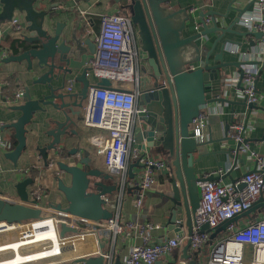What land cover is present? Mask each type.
I'll use <instances>...</instances> for the list:
<instances>
[{
	"label": "water",
	"instance_id": "water-1",
	"mask_svg": "<svg viewBox=\"0 0 264 264\" xmlns=\"http://www.w3.org/2000/svg\"><path fill=\"white\" fill-rule=\"evenodd\" d=\"M37 1L0 0L2 5L0 26L12 21L16 12H19L24 16L27 32L22 36L24 50L20 54L6 58L5 62L26 60L29 69L41 72L34 83L49 87V93H44L37 99L33 98L30 88L27 87L20 100L22 103L13 107L21 111L19 118L15 122L0 127V130L5 127L15 129L17 144L12 151L7 153L14 163H17L19 156L25 150L26 126L32 121L37 111L45 110V105H52L65 117L64 121L56 120L57 127L50 132L53 137L51 144L41 148L46 160L48 149H56L62 143V136L67 134L71 125L75 124L76 120L72 116L81 119V109L87 99L89 89L96 85L87 75L96 44L91 38L90 28L84 21V16L76 11L74 14H67L63 20H59L58 15L46 10L42 5V7L38 6ZM118 1H120L122 12L132 19L136 39L141 44V50L146 53L147 65L150 68L141 82L138 104L144 107V110L137 114L134 132L133 146L137 147L141 154L135 162L130 163L128 179L134 180L138 177L139 173H135L134 168H142L140 160L147 153L154 152L168 156L172 173L164 183V190L168 192L170 201L165 228L169 236H175V233L182 229L185 223L189 236L184 250L185 259L189 260V264H197L195 261L200 260L198 257L201 251L188 252L191 247L190 236L193 233V216L201 199L198 182L203 179L197 175L196 165L203 163L209 155H214L218 167L222 166L217 159V153L208 151V144L213 140H197L192 131V122L203 106L215 101L225 102L226 100L218 96L225 86L222 79L228 75L226 69L238 63L224 60L225 45L234 41L225 38V35L233 33L242 37L253 35L261 38L263 33L256 30L243 32L233 28L249 9L251 1L242 9L236 7L240 0H232L229 9L236 10L239 15L232 24L226 27L220 26L215 20L213 26L210 27L205 22L203 13L202 30L195 31L188 36H185V30L190 21V6L172 8L173 0ZM208 14L215 16V12ZM212 33H216L218 38L210 45L206 37ZM222 38H225L224 45L218 53H214L217 43ZM202 40H205L204 44ZM191 64L196 67L188 68ZM71 76L82 84L79 92H64L68 77ZM164 81L167 82L166 86ZM57 83L60 84L57 85ZM97 85L111 86V81L102 78ZM209 94L214 95L209 98ZM67 98L73 100L67 101ZM244 103L250 108L248 120L252 109H257L259 106L247 103L246 100ZM229 126H226L227 131ZM227 131L224 139L234 147L226 150V153L233 159L234 169L238 162H243L244 159H240V155H243L239 152L241 143L227 135ZM79 152L81 157L76 160L74 156ZM196 154H198L197 157ZM69 155L72 157V163L62 161L57 163L62 173L70 177V183H66L62 177L57 176L58 188L65 194L68 205L64 207L62 204H56L52 207L55 217L60 221L59 233L62 237H65L67 233L78 231L67 224L68 220L85 228L91 223L110 219L113 212L106 206L105 197L112 195L116 190V186H108L102 181L103 178L113 177V175L93 166L88 150L78 149L69 152ZM226 175L235 181L231 177V172ZM218 177V174H213L208 179ZM33 182L34 178L28 177L17 184L20 197L17 202L7 200L0 191V221L13 223L34 221L43 217L42 207L38 205L36 199L30 197L27 190V186ZM155 186L156 184L151 188ZM134 188L140 189V186L130 187L128 191ZM259 206H264V194L254 202L250 209L224 221L215 229L216 232L226 231L228 225L240 216L249 215ZM202 230H210L208 224H205ZM216 232L211 235V239L215 237ZM71 249H73L72 246L64 248V251ZM100 250L98 256H79L60 264H107V252L103 242H100Z\"/></svg>",
	"mask_w": 264,
	"mask_h": 264
},
{
	"label": "built area",
	"instance_id": "built-area-1",
	"mask_svg": "<svg viewBox=\"0 0 264 264\" xmlns=\"http://www.w3.org/2000/svg\"><path fill=\"white\" fill-rule=\"evenodd\" d=\"M249 1L252 4L241 16L238 23L246 28V31H260L263 36L261 38L249 36L250 38L255 37L254 40L258 42L257 45L255 43L256 46L254 45L251 51H241L234 44L227 45L229 51L241 56L242 73L236 77H225L222 82L225 86L237 87V95L246 100L247 103L259 105L264 97L257 87L258 79L264 67V58L262 57L264 53V0ZM1 9L0 3V11ZM81 14L85 16L82 12ZM212 20L214 19L209 17L205 19V22L209 23ZM8 23L18 31L25 30L26 27L15 16ZM201 26L202 22L200 21L197 23V31L201 30ZM3 32L2 24L0 26V63L13 55L11 48L2 43ZM22 36L23 33L21 38ZM95 44L96 50L90 61V70H88L87 75L89 77L95 76L98 81H101L102 78L109 79L111 86H99L97 81L96 85L90 87L83 105V122L86 126L96 130L89 140L104 157L106 170L119 175L118 190L113 195L105 197L106 206L113 212V216L107 220L91 223L85 228L80 227L72 220L66 221L69 226H73L78 231L67 233L65 237L61 236V252L42 257L38 262L29 260L20 264H60L64 261L63 255L66 252L64 248L74 246V241L69 239L79 238L83 240L86 234L102 229L111 231L115 235L123 232L126 236L140 238V244L135 245L130 250L125 259V264H154L163 256L171 253L184 240L179 235L154 240L152 230L159 227V224L126 222L122 226L120 223L121 206L126 188L135 185L140 186V189H137L139 193L136 200V206L140 208L143 203L144 192L157 182L156 172L167 168L168 161L163 158L150 157L147 153L140 160L142 168L141 172L139 171L137 181L128 179L127 169L131 156L137 160L141 154L139 150L133 148V142L137 114L144 110V107L138 104L142 82L140 72L141 48L135 36L131 17L122 11L103 14ZM195 67L194 64H191L188 68L194 69ZM164 85H167L166 81H164ZM69 89L71 90L72 86ZM24 91V88H20L12 96L1 95L0 98L7 105H15L21 100ZM206 106L208 105L201 108L199 115L192 122V131L199 141L205 139L207 121L211 114V107L209 111ZM236 118L237 120L230 124L227 135L241 143L240 154L252 159L255 162V167L242 178L229 183L208 179L216 172L205 174L203 179L198 182L201 199L193 216V233L190 236L191 253L201 250L211 239V233L224 221L250 209L254 202L264 194V155L252 147L247 133L249 127L245 121V116H236ZM0 125L2 124L0 123ZM29 171V169L24 170L25 173H29ZM2 173L3 167L0 163V177ZM41 197L42 190L37 186L33 191V198L38 201ZM43 216L54 218L60 232V221L55 217V212ZM32 222L30 220L13 223L0 221V234L28 227ZM205 224H208L210 230H202ZM27 229L21 231L19 238L26 237ZM226 230L229 232L228 236L217 242L209 250L208 264H264V218L244 225L231 223ZM50 247V243H42L38 250ZM107 258V264H111V255Z\"/></svg>",
	"mask_w": 264,
	"mask_h": 264
},
{
	"label": "crops",
	"instance_id": "crops-1",
	"mask_svg": "<svg viewBox=\"0 0 264 264\" xmlns=\"http://www.w3.org/2000/svg\"><path fill=\"white\" fill-rule=\"evenodd\" d=\"M231 2L232 0H173L171 7H191L190 21L185 30V36H188L197 31V23L201 21L203 13L205 19L209 17L212 19L214 18L220 26L226 27L232 24L238 17L239 13L236 10L229 9ZM249 2V0H240L239 3L236 4V7L238 6L243 9ZM37 5L40 7L44 6L46 10L58 15L57 19L59 20H63L69 13L74 14V12L79 11L81 14L82 12L85 15L84 21L88 23L91 38L94 41L99 33L101 17L103 14L123 11L120 9V1L118 0H38ZM211 12H215V16L208 14ZM15 17H18L21 22L26 25L24 16L21 13L16 12ZM214 20L208 23L210 27L213 26ZM233 28L238 31H246V28L241 26L238 22ZM3 29L4 39L2 43L11 48L13 55L20 54L24 50V42L21 38V34L27 33L26 30L18 31L15 27H11L8 22L3 24ZM200 29L202 30V26ZM217 38L218 36L216 33L209 34L208 37H206L210 45L213 44ZM225 38L234 41L225 45L224 60L226 62L238 63L232 64V66H229L226 69L228 72L227 77H236L242 73L241 64L243 62L241 61V56L238 53H232L229 51L227 45L234 44L237 45L241 51H251L255 43L257 45L258 42L254 40L255 37H242L233 33H227ZM225 38H222V40L217 43L214 53H218L221 50ZM204 42L205 40H202V44H204ZM138 43L141 48L140 42ZM199 44L201 45V40L199 41ZM262 57L264 58V53ZM148 69L150 70V68ZM40 74L41 72H38L37 70L29 69L26 60L1 62L0 96L5 95L10 97L18 89L24 88L25 90L28 87L30 88L34 99L40 98L42 94L49 93V87L47 85L34 83V81L39 78ZM90 78L92 83L98 81L93 75L90 76ZM144 78L145 77H142L141 79L143 80ZM146 80H148V78H146ZM58 84L60 83H57V85ZM70 86H72L71 90L69 89ZM257 87L259 92L264 96V67L262 68L258 79ZM81 88L82 84L76 81L74 76H71L68 77L64 92L76 93L79 92ZM213 95L214 94H209L208 97L212 98ZM218 96L225 98L229 102L226 100L225 102L215 101L206 106L209 111L211 107V114L207 121L205 139L208 141L213 140L212 143L208 144V151L217 153V159L220 161L222 167H218L216 156L209 155L205 158L203 163L196 165V172L201 178L207 173L216 172L214 174H218L219 177L214 180L229 183L232 182V178L226 175L228 172H231V177L235 180L240 179L246 172L254 169L255 162L245 155H240V159H244V161H239L238 165L233 169V159L226 153V150L231 147L233 148L234 146L224 139L227 131L226 126L237 120L236 116H245V121L249 127L247 133L249 140L252 143V147L258 153L264 155V97L258 105L259 107L257 109H252V113L247 120L250 108L244 103V99L237 95V87L233 85L224 86ZM66 100L70 101L73 99L67 98ZM55 101L58 102L59 100ZM21 103L22 102L19 100L17 104ZM15 105H7L3 103L0 98V123L2 124L0 127L15 122L19 118L21 111L15 110L13 108ZM44 109L45 110L37 111L32 121L26 126L27 144L25 150L19 156L17 163H14L7 156V153L12 151L17 144L15 129L5 127L3 130H0V163L3 167V173L0 177V191L3 192L4 197L11 202H17L20 198L17 184L28 177H32L34 178V182L27 186V190L30 197L33 198L34 189L37 186L41 188L42 197L38 200V205L44 210L43 215L53 212L52 207L56 204H62L66 207L68 201L66 200L65 194L58 188L57 176L62 177L66 183H70V177L62 173L57 163L59 161L72 163V157L69 155V152L78 149L88 150L92 158L93 166L102 169L105 173L113 175V177L107 176L103 178L102 181L108 186H116L114 192L116 193L120 184L119 175L112 174L106 170L104 157L98 152L96 147L91 144L89 138L96 132V130L84 124L83 107L81 109V119H76L75 116H72V118L76 120L75 124L71 125L67 134L62 136V143L58 145L56 149H48V158L45 160L41 148L51 144L53 137L50 135V132L57 127L56 120L64 121L65 117L61 111L56 110L52 105H45ZM133 148L138 150L137 147L133 146ZM79 154L80 152L74 156L76 160L80 159L81 156H79ZM148 154L153 158L166 159L168 161V166L167 168L156 172V186L155 188H150L144 192L143 203L140 208L136 206L139 190L134 188L132 191H128V188L132 186L126 188L121 206L120 223L122 226H124L126 222H134L138 224L151 222L159 224V227L152 230V237L154 240H160L165 237H175L178 235L182 236L184 239L182 244L175 248L171 253L160 258L154 264H189V260L185 259L184 251L189 240L185 223H183L182 229L175 233V236H169L168 231L165 228V223L169 216L170 201L167 195L168 192H165L164 190V183L170 178L172 173L171 161L168 156L164 154H157L154 152H149ZM197 156L198 154H196V157ZM131 162H135L134 157L132 156L129 165ZM26 169L30 170L29 173L24 172ZM140 170L141 169L139 168H134L135 173H139ZM133 181L136 182L137 178ZM261 218H264V206L257 207L249 215L240 216L233 223L235 225H244L245 223L256 221ZM29 227L30 226L27 228ZM215 232L216 230H214L211 235ZM228 234L229 232L227 230L220 232L217 231L215 237L211 240L215 239L214 243L216 244L227 237ZM12 240L15 239L6 240L5 237H0V244ZM69 240L77 242L78 248L75 250H67L65 252L66 257L64 258V261H69L79 256H98L101 251L100 242H103L105 244L107 256L109 257V255H111V264H125V259L130 253V250L141 242L139 237L126 236L123 232L115 235L113 232L104 229L86 234L82 241H80L79 238H71ZM213 246L210 245L205 247L204 245L200 250L201 252L199 253L198 258L203 264H208V253ZM188 252L191 253V250H188ZM52 254H56V250L51 247L43 250L29 251L26 252V259L24 262L29 260H35L33 262H38L42 257L50 256Z\"/></svg>",
	"mask_w": 264,
	"mask_h": 264
},
{
	"label": "bare ground",
	"instance_id": "bare-ground-1",
	"mask_svg": "<svg viewBox=\"0 0 264 264\" xmlns=\"http://www.w3.org/2000/svg\"><path fill=\"white\" fill-rule=\"evenodd\" d=\"M36 221L43 222L37 223ZM29 226L26 230V237L0 244V252H12L10 257L0 259V264L23 263L26 259V252H23V249H31L32 247L42 245V243H50L51 248H54L56 253L62 251L60 247L61 236L55 225L54 218L51 216H43L38 220H34Z\"/></svg>",
	"mask_w": 264,
	"mask_h": 264
},
{
	"label": "rangeland",
	"instance_id": "rangeland-1",
	"mask_svg": "<svg viewBox=\"0 0 264 264\" xmlns=\"http://www.w3.org/2000/svg\"><path fill=\"white\" fill-rule=\"evenodd\" d=\"M148 71V65H147V60H146V57H145V53L143 52V50H140V72H141V75L142 77H145L146 76V72ZM24 229H27V227H22L21 229H18V230H15V231H12V232H7V233H2L0 234V237H5L6 240H10V239H20L19 237L21 236V231L24 230ZM18 237V238H17ZM82 241V240H80ZM215 239L213 240H209L206 244H205V247L206 246H210V245H214L215 243ZM74 246H72V248L75 250L78 248V243L74 241ZM40 248V246H37V247H32L31 249H28V248H25L24 251L25 252H32V251H36ZM8 252H0V259H3L5 257H9V255H11L12 252H10L9 254H6ZM65 258L66 256L63 255ZM197 264H203L200 260H196L195 261Z\"/></svg>",
	"mask_w": 264,
	"mask_h": 264
}]
</instances>
